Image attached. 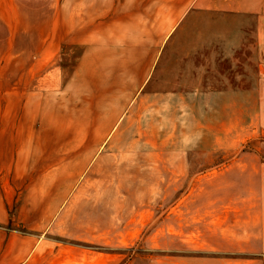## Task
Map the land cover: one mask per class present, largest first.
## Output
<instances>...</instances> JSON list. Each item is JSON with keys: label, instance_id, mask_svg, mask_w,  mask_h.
<instances>
[{"label": "rangeland", "instance_id": "374dc122", "mask_svg": "<svg viewBox=\"0 0 264 264\" xmlns=\"http://www.w3.org/2000/svg\"><path fill=\"white\" fill-rule=\"evenodd\" d=\"M172 5L0 0V170L23 224L4 232L19 264H193L237 247L231 227L205 238L220 228L207 222L264 203V18L217 10L176 27ZM177 66L196 90L135 89Z\"/></svg>", "mask_w": 264, "mask_h": 264}, {"label": "crops", "instance_id": "0c3cea01", "mask_svg": "<svg viewBox=\"0 0 264 264\" xmlns=\"http://www.w3.org/2000/svg\"><path fill=\"white\" fill-rule=\"evenodd\" d=\"M171 2L175 5H172L171 9H168L162 17L172 20L174 24L176 22V27L182 19L192 20L196 17H215L217 10L220 12V18L233 17L236 20L264 18V0H171ZM204 4L208 6L205 5L207 6L205 7L203 6ZM215 4H220V7H217ZM181 7L183 8L182 14ZM191 8L194 10L202 8L203 10L197 15L191 12ZM189 23L191 24V21ZM158 73H161V75L165 73L166 75H156L149 82L143 80L141 77L135 89L138 88L139 91H142L145 88L146 91L151 92L149 96L160 98H178L181 90H192V85L194 86V90H196V79L187 80V83H181V80L178 78V74H180L179 66H177L176 72H171V77L168 76L170 73L165 71ZM174 73H177V76L174 77ZM189 75L194 76V72L189 73ZM5 175L6 173L0 170V179L2 181H0V264H4V259L7 257L13 261L11 264H14V259L15 264H19L20 250L19 246L16 245L15 231H10V235L4 232L5 225L19 227L22 224L19 220V213L15 215L16 210H13L14 204L19 201L18 186H5L3 182ZM234 205L236 212L231 217H221L227 219H220L218 225L209 224L208 222L204 225V227H220L219 232L207 229L204 237L210 242L213 238H219L215 239V241L219 240L220 243L227 242L228 236L226 235L229 233L227 230L228 227H231L237 247L234 250L212 251L211 256L205 257L201 262L193 264H264V203L237 202ZM5 240L7 241L6 247ZM10 240L11 247L9 244ZM229 254H246L251 255V258L246 260L233 259L227 256ZM191 263L189 261V264Z\"/></svg>", "mask_w": 264, "mask_h": 264}]
</instances>
